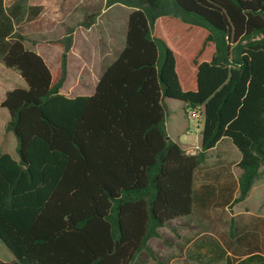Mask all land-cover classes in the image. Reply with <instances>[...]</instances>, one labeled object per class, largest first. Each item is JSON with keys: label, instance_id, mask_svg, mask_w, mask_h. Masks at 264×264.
<instances>
[{"label": "trees", "instance_id": "16d2710c", "mask_svg": "<svg viewBox=\"0 0 264 264\" xmlns=\"http://www.w3.org/2000/svg\"><path fill=\"white\" fill-rule=\"evenodd\" d=\"M113 5L133 10L124 47L91 96L68 98L59 91L70 39L49 69L16 32L42 8L0 0V61L26 84L1 103L18 161L0 154V241L13 257L0 264L153 259L148 241L193 214L207 151L225 139L239 151L234 203L264 167V0H106ZM166 98L201 109L195 155L167 137ZM234 243L248 248L242 263L264 264L259 237Z\"/></svg>", "mask_w": 264, "mask_h": 264}, {"label": "rangeland", "instance_id": "374dc122", "mask_svg": "<svg viewBox=\"0 0 264 264\" xmlns=\"http://www.w3.org/2000/svg\"><path fill=\"white\" fill-rule=\"evenodd\" d=\"M14 2L25 8H42L34 19L26 16L19 21L16 32L23 39L24 47L38 53L49 69L57 71L66 41L70 39V48L72 47L74 55L66 59L69 48L65 56L67 77L60 94L68 98L91 96L102 71L116 58L113 54L117 53L120 47H124L127 18L133 10L124 5L106 7V0H4L7 7ZM84 24L90 26L86 28ZM107 54L110 56L108 60L103 58ZM80 57L85 64L83 78L80 77L78 68L81 64ZM16 89H26V84L18 72L6 68L0 61V154H8L18 161L17 140L12 132L5 130L9 115L1 107L6 93ZM164 104L169 111L165 122L168 138L185 145L189 150L200 148V131L203 128L201 109L197 110L199 121L196 122L187 117L184 103L166 98ZM223 148L224 143L220 144L219 150ZM219 156L217 151H213L209 154V159L214 160ZM262 174L264 167L261 168ZM251 207L258 208L256 204ZM192 239L207 242L216 241L217 237L195 235ZM191 249L192 247H189V250ZM189 250L186 252L187 256L190 255ZM146 256L144 254L139 257L137 262ZM0 259L6 262L13 260L1 241ZM186 260L185 264H192L191 258Z\"/></svg>", "mask_w": 264, "mask_h": 264}, {"label": "crops", "instance_id": "0c3cea01", "mask_svg": "<svg viewBox=\"0 0 264 264\" xmlns=\"http://www.w3.org/2000/svg\"><path fill=\"white\" fill-rule=\"evenodd\" d=\"M121 50L120 47L113 56L117 57ZM71 55H74L72 47L66 59ZM109 57L107 54L103 58L108 60ZM66 62L67 60H65L67 77ZM80 63L78 68L80 77L83 78L85 64L81 57ZM184 105L186 111L187 104L184 103ZM223 143L225 148L219 150L220 144ZM179 144L190 156L200 150V148L189 150L185 145ZM213 151H217L220 156L211 160L209 154ZM238 152L226 139L221 140L213 150L206 152L205 161L194 175L193 214L184 219H175L162 228L159 238L148 241L153 259L149 254L143 253L136 257L133 264H185L188 257L191 258L192 264H246L242 262H245L248 257L238 254L248 251L247 246L238 247L234 243L246 233L249 239L254 236L259 237L262 247L264 244V174L261 175L260 171L248 196L242 202L234 203V199L238 196V179L241 174L238 168L240 161ZM255 204L257 209L251 207ZM195 235H211L217 239L207 242L195 241L192 239ZM189 247L192 249L189 250ZM188 250L189 256L186 253ZM261 251V254H264V248ZM144 254L147 255L145 259L137 262L138 258L143 257Z\"/></svg>", "mask_w": 264, "mask_h": 264}, {"label": "built area", "instance_id": "2783aa9c", "mask_svg": "<svg viewBox=\"0 0 264 264\" xmlns=\"http://www.w3.org/2000/svg\"><path fill=\"white\" fill-rule=\"evenodd\" d=\"M198 109L190 110L187 108L186 114L189 119H192L194 121H199V114L197 113Z\"/></svg>", "mask_w": 264, "mask_h": 264}]
</instances>
